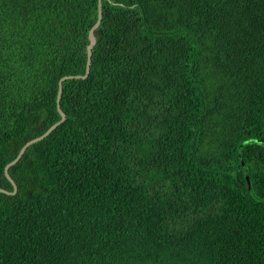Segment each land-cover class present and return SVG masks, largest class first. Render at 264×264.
I'll list each match as a JSON object with an SVG mask.
<instances>
[{"label": "trees", "instance_id": "16d2710c", "mask_svg": "<svg viewBox=\"0 0 264 264\" xmlns=\"http://www.w3.org/2000/svg\"><path fill=\"white\" fill-rule=\"evenodd\" d=\"M96 20L0 0V189ZM94 36L8 170L0 264H264V0H102Z\"/></svg>", "mask_w": 264, "mask_h": 264}, {"label": "water", "instance_id": "95a60500", "mask_svg": "<svg viewBox=\"0 0 264 264\" xmlns=\"http://www.w3.org/2000/svg\"><path fill=\"white\" fill-rule=\"evenodd\" d=\"M101 18H102V0H97V20L96 22L94 23V25L89 29L88 31V44L86 46V62H85V70H84V74L83 75H74V76H64L62 77L59 81H58V84H57V95H56V111L60 117V120L53 124L50 128H48V130L43 133L41 136L35 138V139H32L28 142H26L22 148L19 150L17 156L15 157V159H13L11 162H9L5 168H4V175H5V178L10 182L12 188H13V191L12 192H8L6 190H3V189H0V193H3V194H6V195H14L16 190H17V187L14 183V181L11 179V177L9 176L8 174V170L14 166L19 160L20 158L22 157L23 153L25 152V150L37 143V142H40L42 141L43 139H45L47 136H49V134L54 130L56 129L60 124H62L65 119H66V116L65 114L62 112L61 108H60V100H61V94H62V84L64 81H67V80H84L87 78V76L89 75V71H90V65H91V58H92V49L95 45V36H94V32L97 30L100 22H101Z\"/></svg>", "mask_w": 264, "mask_h": 264}]
</instances>
